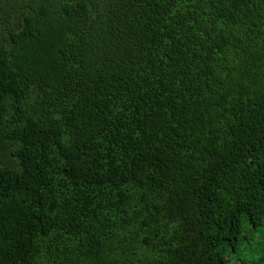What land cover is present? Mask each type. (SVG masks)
I'll return each instance as SVG.
<instances>
[{"label":"trees","instance_id":"1","mask_svg":"<svg viewBox=\"0 0 264 264\" xmlns=\"http://www.w3.org/2000/svg\"><path fill=\"white\" fill-rule=\"evenodd\" d=\"M0 264H264V0H0Z\"/></svg>","mask_w":264,"mask_h":264},{"label":"rangeland","instance_id":"2","mask_svg":"<svg viewBox=\"0 0 264 264\" xmlns=\"http://www.w3.org/2000/svg\"><path fill=\"white\" fill-rule=\"evenodd\" d=\"M250 253H249V251H247V254H244L243 252L242 253H240V256H241V258H243V259H245V258H248V257H250L251 256V254L249 255ZM247 255V256H246Z\"/></svg>","mask_w":264,"mask_h":264}]
</instances>
